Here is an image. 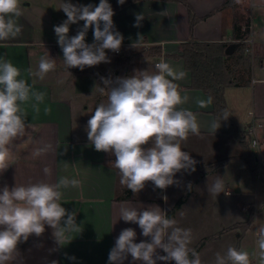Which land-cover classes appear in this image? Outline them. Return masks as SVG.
<instances>
[{"label":"crops","instance_id":"0c3cea01","mask_svg":"<svg viewBox=\"0 0 264 264\" xmlns=\"http://www.w3.org/2000/svg\"><path fill=\"white\" fill-rule=\"evenodd\" d=\"M75 1L77 6H98L100 2ZM116 1L108 0L110 5ZM226 1L189 0V5L202 18L191 33L186 6L165 0H137L115 12L112 17L113 31L121 33L124 39L119 54L106 50L109 63L85 67L83 71L79 68L66 70L58 42L48 43L53 47L51 58L56 60V70L50 71L43 80L28 71L31 69L35 72L40 58L46 53L42 48L45 43L38 42L34 32L23 28L16 38L0 41V58L10 60L21 70L20 78L25 79L34 90L45 93L39 112L33 111L32 102L24 105L26 123H30L33 129L26 128L30 136L15 141L21 144L11 165L0 174V190L4 186L11 189L15 184L40 181L56 183L60 177L81 181L79 188L62 189L61 200L67 212H76L75 222L80 230L68 234L69 239L64 245H59L53 237V229L45 225V231L40 236L32 234L24 245L18 244L19 255L12 264H109L110 250L123 229L135 230L136 243L151 241L150 237L142 235L138 224L118 220L121 205H143L145 208L157 205L168 213L182 199L189 181L196 178L195 172L182 170L176 173L174 180L177 183L164 190L156 188L149 181L144 189L133 193L120 184L118 170L111 165L115 156L96 151L86 131L87 121L95 107L107 102V90L104 93L100 91V87L104 86L102 78L115 81L118 77L134 75L136 70L155 72V64L162 60L174 69L187 73L185 79L177 82L183 90L182 94L190 98L182 107L193 111L201 125V134H190L181 143L182 150L189 152L198 166L219 164L216 171L202 176L194 184L184 204L170 218L176 221L180 217L184 220L208 218L219 221L217 225L213 224L210 232L200 237L195 227L192 228L195 238L192 248L204 238H209L198 251L202 264H215L216 252L220 251L221 243L225 244L226 250L229 246L243 250L241 242L252 227L256 211V196L252 194L258 191L260 185H264V0H232L229 6L223 7ZM138 15L143 16V19L137 27ZM18 20L33 29L21 16ZM256 22H260L257 33ZM235 24L241 28L236 34ZM83 25L84 21L71 24L69 38L75 36ZM248 25L246 40L237 38ZM191 41L220 42L228 46L232 43L238 45L242 41L246 44L244 54L251 53L249 72H245L244 60L240 63L242 51L238 50V46L228 55L232 57L228 63L234 78L240 79L242 75L245 78L241 85L226 89L225 100L230 114L249 139V151L258 163L255 177L243 160L242 144L232 137L217 132L213 134L208 130L215 120L213 102L203 108L197 106L198 99L206 100L209 95L191 89L192 75L185 69L184 60L171 58L180 56L181 44ZM85 42L94 43V27L88 29ZM252 139L257 140L258 147L252 145ZM44 145L51 147L46 153L35 155V150ZM45 167L49 169L47 175L43 171ZM217 176L223 177L225 189L216 196L208 192V186ZM150 188L152 194L149 196L145 190ZM248 195L252 203L247 208L245 202L248 201ZM126 196L127 200L117 199ZM251 217L252 223L247 229L238 226ZM156 252L158 255H166L162 249ZM210 259L213 260L210 262ZM124 264L144 262L133 261L129 254ZM157 264H175V261L157 260Z\"/></svg>","mask_w":264,"mask_h":264},{"label":"clouds","instance_id":"9594fccd","mask_svg":"<svg viewBox=\"0 0 264 264\" xmlns=\"http://www.w3.org/2000/svg\"><path fill=\"white\" fill-rule=\"evenodd\" d=\"M118 2L122 5L125 0ZM60 10L67 19L54 26V32L63 52L66 70L79 68L83 71L85 67L109 63L106 50L118 52L124 37L113 31L114 11L108 0H100L98 6H77L62 0ZM22 14L20 0H0V41L16 38L21 33L17 18ZM142 19L143 16L138 15L135 26L138 27ZM79 21H84L83 28L69 38V25ZM90 27H94V43L87 44L85 37ZM155 69V72L136 70L134 75L118 77L115 81L102 78L104 86L100 91L104 93L107 90V102L97 105L87 121L86 131L91 145L98 152L115 156L111 165L118 170L120 184L133 193L140 192L149 181L164 190L177 183L174 180L176 173L196 170L197 161L181 148V143L190 134H201L197 115L182 107L190 98L182 94L177 82L185 79L187 73L174 69L163 60L155 64ZM54 70L56 60L47 54L40 58L35 72L28 71L43 80ZM20 77L21 70L17 66L0 58V174L11 165L21 144L15 141L30 136L26 128L33 129L30 123H26L24 105L32 102L33 111L39 112V105L45 99V93L34 90ZM196 103L198 107H206L211 105L212 97L198 99ZM228 117L225 112L222 120ZM222 120L212 121L208 130L215 134ZM50 147L44 145L34 154L46 153ZM43 171L49 174L47 167ZM80 186L79 179L68 177H60L56 183L15 184L11 189L4 186L0 190V264H12L19 255L18 244L26 242L32 234L40 236L45 225L53 229V237L59 245H64L69 239L68 234L79 231L75 222L76 212H67L61 200L62 189ZM188 188L191 189V184ZM224 189L223 177L219 176L208 186V192L216 196ZM118 215V220L138 224L142 235L150 237L151 241L136 243L135 230L123 229L110 250L109 264H124L129 254L133 261L144 264H157V260L202 264L199 253L190 247L193 242L191 229L176 226V220L159 206L145 208L143 205L124 204L120 206ZM256 235V256L259 264H264V224L257 229ZM157 249H162L166 255H158ZM215 264H251V261L247 251L229 246L224 254L216 253Z\"/></svg>","mask_w":264,"mask_h":264},{"label":"trees","instance_id":"16d2710c","mask_svg":"<svg viewBox=\"0 0 264 264\" xmlns=\"http://www.w3.org/2000/svg\"><path fill=\"white\" fill-rule=\"evenodd\" d=\"M137 0H125V2L121 5L119 4L118 0L111 4V7L115 12L125 8L127 5L135 2ZM171 3H181L182 5L186 6L188 9L189 14V23H190V31L191 33L194 31L196 25L198 24L199 20L202 18L198 17L195 11L193 10L192 6L189 5V0H165ZM232 0H227L223 5L229 6ZM240 31L241 28L238 24L234 26V33L236 34L237 31ZM249 34V25L247 26L246 30L243 32L242 35L236 36L237 38L245 39ZM228 44L220 43V42H201V41H191L185 42L181 44V54L180 56H171L174 59L182 58L184 60L185 69L190 72L192 75V83L190 88L194 90H201L212 97L213 102V114L216 121L222 120L224 113L227 112L229 117L226 120H222L220 122V127L217 129V133L224 134L226 136L232 137L236 139L239 143L242 144L244 148V156L243 160L246 162L249 172L252 176H256L258 171V163L255 160L253 154L249 151L250 143L249 139L246 138L243 131L240 130V126H238L235 118L232 117L229 110L227 109L226 100H225V93L226 89L241 85L242 81L244 80L245 76L242 75L240 79H235L234 74H232L228 60L232 57H228L225 55V50L227 49ZM246 48V44L242 41L238 43V50L242 51L241 62H243V67H245L246 71L249 72L251 59L252 56L250 54H244ZM160 50L158 51V53ZM121 62V61H120ZM219 164H208V165H195V173L196 178H191L188 185L191 184V189L189 190L188 186L184 192V196L182 199L177 203V205L170 211H168L167 215L169 217L173 216L174 212L184 204L185 200L188 198L187 196L191 193L194 184L200 180V178L204 175L210 174L217 170ZM124 198H117V199H125ZM251 217L247 222L238 224V226H243L246 229L252 223ZM209 238H204L194 249L198 253L200 248L203 246L204 242ZM26 242L22 241L19 244L24 245Z\"/></svg>","mask_w":264,"mask_h":264},{"label":"rangeland","instance_id":"374dc122","mask_svg":"<svg viewBox=\"0 0 264 264\" xmlns=\"http://www.w3.org/2000/svg\"><path fill=\"white\" fill-rule=\"evenodd\" d=\"M65 2H70L74 5H77L75 0H65ZM23 14L22 19L27 21L29 25H31L30 29L28 28L27 24L23 23L22 21L18 20L17 23L23 28L27 29L30 32H34L36 40L38 42H44L45 45L42 47L44 49V56L49 54L51 58V51L52 48L48 43H56L57 42V36L54 32V26H59L61 23H63L67 16L66 14L60 10V5L62 3V0H20ZM260 25V22H256V33L258 32V27ZM27 27V28H26ZM70 28V25H69ZM22 32V31H21ZM257 37V36H255ZM238 53V52H237ZM251 54V53H250ZM35 69V66L33 65V71ZM246 105V104H245ZM252 189L253 186L251 185ZM146 194L149 196L152 194V189L145 190ZM253 196H256V211L255 216L253 218L254 222L252 224V227H250L243 236L241 247L243 250L247 251L250 256L251 264H259L258 257L256 256L257 252V229L261 226V224H264V185H260L258 191H254L252 194ZM248 201L245 202L247 205H251L250 203V197L247 196ZM176 226L184 228V229H191L195 227L196 231H198V237L203 236V234H206L207 232H210V230L213 229V224H218L219 221L217 220H211L208 218H205L204 220L198 219V220H191V219H185L180 217L176 221ZM193 235V231H192ZM195 238H193V241ZM220 245V251H217L216 253H221L224 249L226 250L225 244ZM190 247H193V242L190 245ZM213 259H210V262ZM214 262V261H213Z\"/></svg>","mask_w":264,"mask_h":264},{"label":"water","instance_id":"95a60500","mask_svg":"<svg viewBox=\"0 0 264 264\" xmlns=\"http://www.w3.org/2000/svg\"><path fill=\"white\" fill-rule=\"evenodd\" d=\"M237 46H238L237 44L232 43V45L228 46L227 49L225 50V55L227 56L231 55Z\"/></svg>","mask_w":264,"mask_h":264},{"label":"built area","instance_id":"2783aa9c","mask_svg":"<svg viewBox=\"0 0 264 264\" xmlns=\"http://www.w3.org/2000/svg\"><path fill=\"white\" fill-rule=\"evenodd\" d=\"M116 53L119 54L120 51H118V52H116ZM251 143H252V145L255 146V147H258V146H259V143H257V140H255V139H252ZM258 177H259V175H258ZM249 206H250V205H246L247 208H248ZM256 237H257V236H256Z\"/></svg>","mask_w":264,"mask_h":264}]
</instances>
